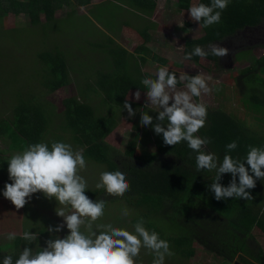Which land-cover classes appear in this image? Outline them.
<instances>
[{"label":"rangeland","instance_id":"374dc122","mask_svg":"<svg viewBox=\"0 0 264 264\" xmlns=\"http://www.w3.org/2000/svg\"><path fill=\"white\" fill-rule=\"evenodd\" d=\"M120 1L125 8H133L131 0H127L130 7L124 0ZM196 3L197 0H190L189 8ZM116 5L118 4L105 2L100 6L82 8L71 4L69 9L63 7V11L57 13L58 17L60 16L58 19L36 26L30 25L27 22V17L23 14L15 17L12 14L0 13L2 21V29H0V118L11 117L13 107L17 106L20 100L36 99L35 97H37L40 102L42 100L49 103L47 106L49 112L47 111V113H50L53 119V124L46 131L43 141L47 142L51 139L52 142H65L71 144L75 150H80L72 142L68 133H64L65 129L56 126L61 120L60 102L67 96L80 95L87 85L90 83L92 85L94 79H97L96 73L98 71H106L111 60L110 48L112 46L109 39L114 38V32H117L118 29L131 28L135 22L139 23L140 18L137 16L135 21L130 9L121 10ZM159 8L161 10L158 11L163 10L164 12L163 14L156 13L154 16L157 27L153 34L152 42L154 44L150 50L153 57L146 59V63L148 62L146 70L155 75L158 69L163 66L172 72H176L178 77L185 72L189 75L211 76L212 80L209 83L210 86H214L213 91L194 99L198 102L202 100L208 105V114L213 110H220L250 132L260 136L264 135V107H256L253 104L255 99L259 98L264 91L258 82V79L264 80V67L252 66L253 60L264 56V16L257 25L242 28L235 31L231 36L214 42L229 49L227 57H217V61L213 63L200 58L194 63L183 57V42L187 37H202L203 27L189 18V8L178 10L175 0H167V2L160 0ZM212 44H208L204 49H208ZM42 52H55L62 57L64 56L69 70V85L67 87L54 93L44 89L41 84L43 78L41 72L45 67L39 58V54ZM128 52L131 53L132 49H129ZM133 60L135 63H139L136 56H133ZM247 69H250V75L245 73ZM183 88L184 85L178 86V89ZM127 99L132 103L139 104L140 107L133 108L137 111L136 115L129 118L127 111L121 113V109L114 108L115 113H117L116 118L109 115L108 121L94 132L92 138L87 137L85 142L102 139L113 147L122 150L128 141H134L137 144V158L157 156L158 163L153 162L152 167L177 165L176 159L160 153L156 149V143L160 136L155 134L150 126H141L140 124V113L146 112L155 118L158 115L156 112L158 109L151 104L145 105L146 94L141 95L140 101H136L134 96L127 97ZM101 100L100 95L95 94L91 95L89 103L98 107L99 111L103 113L107 110L106 105H102ZM207 126L206 120V125L199 130L197 135L204 131ZM14 144L0 138V190L2 192L5 183H11L8 176L7 160L12 155L23 152L20 149L24 146L22 142ZM207 150L210 151L208 147ZM86 162L87 168L81 170L80 174L88 182L89 189L87 190H94L96 183L99 182L100 173L104 172L105 169L91 162ZM120 163L123 166L129 164L122 160ZM256 185L257 188H254L252 194L254 197L252 200L255 201V204L252 207L255 209L262 204L264 211V181L257 180ZM2 199L3 197H0V203H2ZM100 199H105L107 204L105 214L96 222L97 224L111 223L115 227L132 231L135 224L133 219L145 211L142 207L131 206L123 196L104 194ZM59 207L61 205L55 198L48 200L43 193H36L33 194L23 209H19L18 214L15 210L0 211V242H5L0 247V254L9 251L10 243L7 242L11 241L6 238L9 232L20 234L26 230H31L40 233L37 240L38 247L39 245L45 246V241L54 238L55 235L65 236L68 233L66 226L58 234H50L47 231L49 225L55 226L62 222L63 218L57 216L55 211ZM124 208H127L131 215L123 217L121 213ZM261 208L259 212H261ZM67 210L70 212L71 208L69 207ZM189 212L191 214L189 218H194L201 225L207 227L208 222L199 216L198 207L191 208ZM211 223V227H207V229L216 231L218 227L213 222ZM158 224L161 223L158 222ZM169 224H161L162 236L159 234L161 239L167 240V235L177 236L180 233L181 229L175 223ZM241 225L234 228L242 230ZM144 226L150 230L146 223ZM252 227L254 228H252L251 233L253 232L254 237L250 232L249 234L255 238L263 254H257L256 260L264 264V224L262 227ZM191 250L192 255L190 257L171 250L174 255L166 257L165 264L242 263L237 255L232 260L216 256L212 252L206 251L203 245L196 240L192 242ZM239 250H241L240 247ZM153 259L154 256L147 249H141L137 264H152Z\"/></svg>","mask_w":264,"mask_h":264},{"label":"trees","instance_id":"16d2710c","mask_svg":"<svg viewBox=\"0 0 264 264\" xmlns=\"http://www.w3.org/2000/svg\"><path fill=\"white\" fill-rule=\"evenodd\" d=\"M90 1L0 0V13L12 14L15 17L23 14L27 17V22L30 25L36 26L56 20L55 12L63 5L77 2L79 6H86ZM175 1L178 10L189 8L190 0ZM131 2L133 7L146 14H150L155 8V0H131ZM197 3L208 4L210 0H197ZM263 7L264 0H233L223 10L220 23L207 28L203 27V36L200 38L187 37L184 40L183 57L185 58L186 53L191 52L196 46L205 48L208 44L231 36L237 30L257 25L264 16ZM1 24L0 16V29H2ZM139 35L145 42V32L139 33ZM110 42L112 46L110 48L111 60L107 65L108 68L106 67V71H98L97 79H94L92 85L91 83L87 85L81 92L82 94L67 96L61 100V120L56 126L65 129L64 133L67 132L75 146L83 151L86 161L103 167L105 171L122 170L126 173L130 189L123 195V198L131 206L145 209L142 215L133 219L134 223L143 218L147 226L150 227L149 231H155L161 236L162 223H171V225L175 223L181 229L177 236L167 235L170 250L190 257L192 242L196 240L203 245L206 251L221 258L232 259L239 253L240 260L244 259L242 254L252 259L247 239L249 229L253 224L262 227L264 215L259 212L262 204L254 209L252 207L255 204L254 200L229 198L217 201L214 198V193L208 188V185L215 179V171L196 170L195 157L197 153L188 147L187 142L168 146L163 143L162 134L159 135L160 139L156 143V149L160 153L172 156L178 161V164L156 168L152 167V163H158L157 156L137 158V144L134 141H128L122 150L102 139L85 142L87 137L92 138L94 132L108 121L109 115L116 118L117 113L114 108L121 109V113L127 111L123 109V103L130 90L138 89L147 92L141 83L144 77L155 79L152 75H141L140 65L129 63L127 51L115 45L113 41ZM39 58L45 67L41 72L43 74L41 84L44 89L54 93L69 85L68 64L64 56L55 52H42L39 54ZM200 58L193 56L187 60L197 62ZM204 59L212 63L217 61V57L211 54ZM252 62L253 67L262 68L264 67V56ZM245 73L250 75V69H247ZM258 80L256 79L264 90V80ZM182 85L184 84L180 83L177 87ZM95 94L100 95L102 105H106V112L101 113L98 107L89 103L91 95ZM35 98L20 100L17 106L12 109V118H0V138L15 144L22 142L24 146L20 149L23 151L30 144L42 142L46 131L53 124L51 114L47 113V111L49 112L47 109L49 103L42 100L40 102L37 97ZM253 104L256 107H264V91ZM131 105L133 108L139 106L135 103H131ZM207 124L206 129L199 135L211 139V143L207 147L211 152L216 153L221 161L228 151L226 145L232 141H236L238 146L229 154L239 157L241 160L246 156L249 146L264 147V135L260 136L250 132L220 110H213L207 115ZM43 142L51 147V139ZM121 160L127 161L128 166H123L120 163ZM230 180L231 175L224 174L221 183L227 186ZM250 192L253 194L254 189H251ZM85 194L93 200H99L106 192L104 189L95 188L86 190ZM193 207H198L199 216L208 222L207 227H211V222L218 227L216 231L207 229L194 218H189L191 217L189 211ZM158 222L161 224L159 225ZM240 225L242 230L234 228ZM249 239L251 238L249 237ZM37 244L36 241L27 246L33 247L35 252L39 250ZM24 246H26L25 241L18 235L10 244L9 251L0 254V264L6 255L11 254L14 259L17 258Z\"/></svg>","mask_w":264,"mask_h":264},{"label":"clouds","instance_id":"9594fccd","mask_svg":"<svg viewBox=\"0 0 264 264\" xmlns=\"http://www.w3.org/2000/svg\"><path fill=\"white\" fill-rule=\"evenodd\" d=\"M229 3L230 0H210L208 4H193L188 10L189 18L202 27H210L220 23L221 14ZM209 54L225 58L229 49L217 43L207 50L196 46L186 53L185 59L193 56L204 58ZM211 80V76L186 72L177 77L169 68L160 67L155 79L144 77L141 81L147 89L145 105H154L158 115L154 118L146 112L140 113V124L150 126L157 135L162 134L165 145L187 142L188 147L197 153L196 170L215 171V179L208 188L217 201L229 198L252 200L254 197L250 190L256 187L257 180L264 181V147L249 146L241 160L229 154L238 146L236 141H232L226 145L228 151L221 161L216 153L207 150L211 139L197 135L206 125L208 105L194 98L213 91ZM180 83L184 84L183 89H178ZM141 95L137 89L135 100L140 101ZM123 109L127 110L129 118L136 115L137 111L127 98ZM7 161L11 183H5L3 196L17 210L36 193H43L48 200L55 198L61 205L55 209L56 215L63 220L55 226L49 225L47 231L58 234L66 226L68 233L47 239L45 246L39 245V250L34 252L33 247L27 245L36 242L40 233L26 230L21 234L26 246L15 259L11 254L4 256L2 264H137L141 249H147L154 256L152 264H165L166 257L174 255L169 242L161 239L157 232H150L144 226L143 218L133 225L132 231L111 223H96L104 216L107 201L93 200L85 194L89 187L80 174L87 168L82 150H75L65 142H52L51 147L40 142L28 145L23 152L12 155ZM224 174L231 175L227 186L221 183ZM95 187L104 189L108 196H123L130 189V182L122 170L104 171ZM69 207L70 212L67 210ZM121 214L123 217L131 215L127 208L122 209ZM16 237V232H9L6 238L14 241Z\"/></svg>","mask_w":264,"mask_h":264},{"label":"crops","instance_id":"0c3cea01","mask_svg":"<svg viewBox=\"0 0 264 264\" xmlns=\"http://www.w3.org/2000/svg\"><path fill=\"white\" fill-rule=\"evenodd\" d=\"M163 1L167 2V0H163ZM105 2H112L113 4H118L116 6H118L119 9H121V10L130 9V11L134 15L133 18L135 19V21L137 19V16H138V18H140L139 23H137V22L133 23V25H131V28H127V29H124V30L123 29H118L117 32H114V35H115L114 38L111 37V39H109V40L113 41L115 45H117L120 48H122V49L127 51V53H128L127 59L129 61V63L135 64V61L133 60V56L137 57V60L139 62L138 64L140 65L139 66V69H140L139 71H140L141 75H143V76L152 75V76L155 77V75H153L150 71L146 70V64H148V62L146 63V59H148L149 57H151V58L153 57L150 54V50H151L152 45L154 44V42H152L153 39H154L153 38V34H154V32L156 30V27H157L156 23L154 22V16L156 15V13H160V14L162 13L163 14V12H164L163 10L162 11H158L159 9L161 10V8H159L160 0H155V8L150 14L143 13L138 8L130 7V5L128 4L127 0H124V2L126 4H128V6L130 8H125L123 6L124 4L120 0H91L90 3L88 5H86V6H83V5L79 6L77 2L70 3L69 5L75 4L77 7L90 8V7H93V6H100L101 4H103ZM69 5H67V4L63 5L61 8L57 9L56 12H55V19H58L60 17V16L58 17L57 13L58 12L61 13L63 11V9H62L63 7H67L69 9ZM142 32H145V34H146V36H145L146 37L145 38L146 41L145 42L142 41V38L139 35V33H142ZM129 49H132L131 53L128 52ZM194 63H196V62H194ZM135 91L136 90H130L128 92L126 98L127 97H133ZM140 92H141V94H146V92H142V91H140ZM137 105H139V104H137ZM0 192H2V191L0 190ZM0 197H3L2 203H0V211L1 212H4L5 209H9L10 211H14L15 210L17 212V214H18V212H20L19 210H17L15 208V206L11 203L10 200L6 199L3 196V192H2V195H0ZM1 204H2V206H1ZM23 208H21V209H23ZM261 213H262V215H264L263 206L261 208ZM263 224H264V222H262V226H263ZM252 226H258V225L253 224ZM252 226L250 227L251 229H249L250 233L252 231V228H254ZM21 234L22 233L17 234V236L18 235L21 236ZM251 234L254 237L253 232ZM251 234H249L247 241H248L249 247H251L250 251L252 253V257L253 258L250 259V258L247 257V255L242 254L241 256L244 259L241 260L242 263H239V264H248V263L249 264H261V263H259L256 260V255L257 254L263 255L262 252H261V247L258 245V243L255 240V238H252ZM249 237L251 239H249ZM2 239H3V237H2ZM7 243L8 244L9 243L12 244L13 241L7 242ZM2 244H5V242H2V243L0 242V247L2 246ZM253 250H254V252H252ZM236 255L239 257V253H237ZM232 259H229V260H232ZM244 261H246V262H244Z\"/></svg>","mask_w":264,"mask_h":264},{"label":"flooded vegetation","instance_id":"af4514ba","mask_svg":"<svg viewBox=\"0 0 264 264\" xmlns=\"http://www.w3.org/2000/svg\"><path fill=\"white\" fill-rule=\"evenodd\" d=\"M263 10H264V7H263ZM263 13H264V11H263Z\"/></svg>","mask_w":264,"mask_h":264}]
</instances>
